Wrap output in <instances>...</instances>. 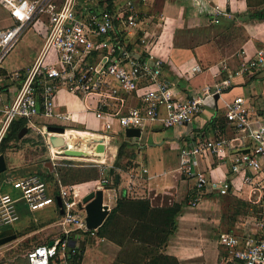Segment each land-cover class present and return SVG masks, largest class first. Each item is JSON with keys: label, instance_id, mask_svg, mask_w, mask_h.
Wrapping results in <instances>:
<instances>
[{"label": "crops", "instance_id": "0c3cea01", "mask_svg": "<svg viewBox=\"0 0 264 264\" xmlns=\"http://www.w3.org/2000/svg\"><path fill=\"white\" fill-rule=\"evenodd\" d=\"M132 1L144 16L142 18L145 23H141L140 29H144L145 33L151 36L153 51L164 60L166 77L174 84V90L180 100L190 99L206 86L215 89L216 85L227 79L229 72L236 70L245 59L252 57L257 50H264V19L250 18L251 13L264 12V0ZM127 2L128 0L87 2L80 0L82 6L89 5L99 11L105 10L108 6H113V11H117ZM216 7L229 13L230 17H223L219 23H214ZM46 20L45 16L43 21L31 27L39 36L37 45L27 48L28 51L23 58L18 60L13 56L9 57L14 53V49L0 68V102L3 105L15 99L24 72L38 58L47 33ZM13 23L9 7L0 2V29L10 28ZM24 36L19 43L26 38ZM122 37L120 39L124 47L139 51L140 42L136 41V34ZM15 73H20V78H14ZM146 89L145 84H140L135 93L128 95L123 112L129 107L136 106ZM238 97L245 100L251 120L255 123H264V68L253 75L234 78L231 87L222 95L217 99L215 97L208 99L202 113L192 123L169 129L164 128L159 122L147 124L142 130L139 142H135L134 138H127L126 130L123 132L116 126L117 133H111L112 139L107 137L102 140L103 144L99 145L104 147V151L98 152L97 144L88 145L95 143V139H100L98 135L102 136L105 133L102 131L103 122L86 110L87 105H94L93 101L89 99L84 102L69 93L60 92L57 96L58 110L77 113L80 116L79 125L68 122L71 128H75L67 129L70 138L74 140L72 144H75L76 138L82 137L83 140L80 139L82 148L94 154L82 153L81 157H78L82 159L78 161L79 163L67 159L60 161L89 165L85 161L98 159L110 165L112 170L120 146L124 144V153L119 161L120 168L117 169L119 186L114 187L113 180L116 175L114 178L109 177L107 173L110 170L101 173L98 168L100 174L98 180L77 185L81 198L96 190L97 181L99 183L104 177H108L111 184L105 187L113 188L105 191V201L109 205H112L115 197L120 195L130 199L148 200L152 208H168L187 201L188 204L184 206L182 214L177 219L176 231L165 254L175 258L179 264H218L223 248L219 242L220 233L236 235L241 241L248 237H258L256 221L264 213V177L255 178L257 181L255 180L254 185H245L239 177L231 173L230 161L223 164L214 155L202 154L194 164L206 173L208 180H229L232 187L224 196L208 187L195 206H191L199 193L196 191L195 180L186 179L182 175L181 150L190 149L200 137L205 139L217 136L234 137L236 132L228 122L226 113L228 104ZM40 120L41 118L37 119ZM64 139L66 144L70 142L69 139L65 137ZM11 162L14 163L12 158ZM52 164L54 171L56 163ZM11 168L16 167L11 165ZM252 174L249 172V175ZM23 177L27 175L26 170L22 168L8 173L0 185V191L20 199L21 192L13 188V181ZM48 194L51 195L49 191ZM17 204L20 212L18 228L15 230L11 226L0 231L13 229L17 239L0 246V264H29L27 256L35 248L49 246L51 242L55 243L64 238L69 239L71 248L77 249L78 264H84L89 256H92L91 264L132 261V257L128 256V252L123 251L120 245L112 240L100 238L96 233L71 231L67 235L66 227L61 225L63 218L51 225L34 229L39 221L49 220L57 209L60 210L57 202L49 206L52 217L46 219L42 211L44 209L32 212L21 200ZM238 210L244 213L231 220L232 214ZM141 257L139 254L138 260ZM72 260L74 259L68 260L66 264H73ZM61 262L58 260L57 264Z\"/></svg>", "mask_w": 264, "mask_h": 264}, {"label": "built area", "instance_id": "2783aa9c", "mask_svg": "<svg viewBox=\"0 0 264 264\" xmlns=\"http://www.w3.org/2000/svg\"><path fill=\"white\" fill-rule=\"evenodd\" d=\"M0 2L9 7L14 21L10 28L0 30V68L23 35L37 21L47 17V33L38 58L25 71L15 99L6 105L0 102V142L14 120L25 118L29 126L44 137L54 163L67 157L54 145L52 138L64 137L49 132L48 127L75 130L68 122L76 126L80 123L77 113L58 110L57 96L60 92L69 93L84 102L93 101V106L86 104V110L103 122L102 131L105 133L98 138L104 140L107 137L112 139L111 133H117L116 126L124 132L128 128L142 131L147 124L154 122L161 123L166 129L190 124L202 113L208 99L222 95L231 87L234 78L253 75L264 68V50H257L236 70L230 71L228 78L217 84L215 89L206 86L190 99L180 100L174 84L166 77L164 60L153 51V41L148 33L144 32L140 38L139 51L122 45L119 37L137 34L141 23H145L143 14L132 0L117 11H99L89 5L82 6L80 0ZM223 17H230V14L216 7L214 23H219ZM20 76V73L14 74L16 79ZM140 84H145L147 89L141 94L139 103L123 112L127 96L135 93ZM40 118L49 122L40 126L37 121ZM226 118L235 129L234 137H200L190 149L181 150L182 175L195 180L199 193L191 206H195L208 187L222 196L227 195L232 187L229 180H208L206 173L194 164L202 154L214 155L223 164L230 161L231 173L245 185H254L255 178L264 177V123L251 120L242 97L228 104ZM85 163L99 168L101 173L112 168L98 159ZM110 184V179L105 177L99 183L97 181L96 190ZM13 188L21 192L20 199L0 191V231L19 222L18 201L21 200L32 212L56 203L55 198L48 194L45 181L37 175L13 181ZM59 197L64 209L61 225L66 227V234L87 232L85 213L79 208L82 198L78 186H61ZM113 204H108L110 210ZM256 227L258 237H248L244 241L236 235L220 233L219 242L227 254L218 264H264V213L257 218ZM78 254L76 248L70 247L69 239L64 238L52 246L35 248L28 254V263L57 264L60 260V264H66Z\"/></svg>", "mask_w": 264, "mask_h": 264}, {"label": "trees", "instance_id": "16d2710c", "mask_svg": "<svg viewBox=\"0 0 264 264\" xmlns=\"http://www.w3.org/2000/svg\"><path fill=\"white\" fill-rule=\"evenodd\" d=\"M83 1L87 2L88 0ZM106 9L108 11L114 10L113 6H108ZM250 18L252 20H262L264 19V12L251 13ZM136 32L137 40H140L145 34V30L140 28ZM119 38L122 39L123 37ZM92 61L94 62L95 58ZM24 128L28 129L27 133L22 138H19V134ZM24 146L32 148L36 156L39 153L44 155L47 152L44 138L41 136L37 138L33 129L29 126L28 121L25 118H18L12 122L0 142V155L5 156L8 165L7 170L0 174V185L8 173L17 170L16 168H11V153L20 149L22 150ZM124 147V144L120 146L115 167L107 173L109 177L114 178L117 175V169L120 168L119 161L124 153ZM37 163L39 164H36V166L42 165L44 160L42 162L38 161ZM54 168L53 172L47 168L39 174L45 181L49 193L54 198L60 195L61 186L79 185L96 181L100 178L98 168L92 165H80L72 161H60L56 163ZM28 174L31 173L28 171L26 175ZM113 182L114 187L117 188L119 183L116 182L115 178ZM186 204H188L187 201L183 204H175L168 208H152L148 200L130 199L120 195L103 226L97 232L87 231L86 233H96L98 237L112 240L120 245L123 251L128 252V256L132 257V261H122V264H179L175 258L167 256L165 250L176 231L177 219L182 214ZM240 213L244 212L240 210L236 211L232 214L231 220L236 219V216ZM62 218L63 215L57 209L55 216L53 215L49 220L41 221L38 225H35L34 229L51 225ZM118 235L120 238H118ZM139 254L142 255L140 260H138ZM226 254L227 252L222 248L221 258H225ZM78 261L79 256L71 262L78 264Z\"/></svg>", "mask_w": 264, "mask_h": 264}, {"label": "water", "instance_id": "95a60500", "mask_svg": "<svg viewBox=\"0 0 264 264\" xmlns=\"http://www.w3.org/2000/svg\"><path fill=\"white\" fill-rule=\"evenodd\" d=\"M217 99L218 96H215ZM27 128H24L20 134L19 138H22L27 133ZM48 131L51 133H56L60 135L66 134V129L64 127H56L50 126L48 127ZM125 136L127 138H134L135 142H139L141 140L142 131L139 128H128L125 131ZM103 139H95V143L92 145L94 146L96 142H102ZM52 142L57 147H64L66 143L64 139L61 137H53ZM98 152H103L104 147L102 145L98 146ZM66 157H81L80 152H66L63 153ZM50 171H53V164L47 163L45 164ZM7 170V163L4 155H0V174L4 173ZM116 182L119 183V175L115 177ZM112 187H104V189H97L91 191L89 194L85 195L79 204V208L84 211L85 213V223L86 228L88 231H97L103 224L107 221L111 210L109 209V205L105 201V191L112 190ZM56 202L58 207L60 208V213L64 214L63 203L62 199L58 196L56 198ZM17 236L14 234L13 229H7L5 231L0 232V246L15 241ZM54 243L51 242L49 246H52Z\"/></svg>", "mask_w": 264, "mask_h": 264}, {"label": "rangeland", "instance_id": "374dc122", "mask_svg": "<svg viewBox=\"0 0 264 264\" xmlns=\"http://www.w3.org/2000/svg\"><path fill=\"white\" fill-rule=\"evenodd\" d=\"M40 21H37L36 23H38ZM35 23V24H36ZM34 24V25H35ZM33 25V26H34ZM1 30V29H0ZM26 37L25 39L22 40V42H20L16 48H14V53L9 55V57L13 56L15 59L17 58V60L19 58H23V56L25 55L26 51H28L27 48H31V47H34L37 45L38 41H39V36H37L34 32L33 29H29L25 34H24ZM34 35V36H33ZM28 37V39H27ZM136 38V41H139L137 40V37ZM31 46V47H30ZM53 53H51V56H52ZM25 74V72H24ZM49 122V120L47 119H41L40 121H38V124L40 126H43L45 124H47ZM0 128H1V125H0ZM33 129V128H32ZM33 132L35 134V136L38 138L39 136L43 137L40 133L36 132L34 129H33ZM78 136V135H77ZM44 138V137H43ZM45 140V139H44ZM39 141V140H37ZM47 148V147H46ZM98 151V150H96ZM66 157V156H65ZM11 158L13 159V162H11ZM74 159L75 157H67V159ZM48 159H50L48 161ZM44 160V163L42 165H37L36 164H39L37 163L38 161L42 162ZM74 162H78L76 160H73ZM53 163L51 158H50V151L49 149L47 148V152L42 155V154H38L37 156L33 153V150L32 148H30L29 146H24L22 148V150H18L16 152H13L11 153L10 155V164L12 165V167H16L17 168H22V169H25L26 172H30L31 174H28V175H37L39 176L40 172H43L45 171L48 167L45 165L47 163ZM16 163V164H15ZM79 163V162H78ZM15 164V165H14ZM37 171V172H35ZM27 175V177H29ZM40 177V176H39ZM23 178H26V177H23ZM41 178V177H40ZM105 178V177H104ZM108 178V177H107ZM22 179V178H20ZM45 214V219L46 218H50L52 217V212H51V208H46L44 210H42ZM54 216H55V213H54ZM41 219V218H40ZM40 222V221H39ZM38 222V223H39ZM18 223V222H17ZM14 224L12 225L14 227V229L16 230L18 228V225ZM92 256H89L86 260V262L84 264H91L92 261L90 260Z\"/></svg>", "mask_w": 264, "mask_h": 264}, {"label": "bare ground", "instance_id": "6f19581e", "mask_svg": "<svg viewBox=\"0 0 264 264\" xmlns=\"http://www.w3.org/2000/svg\"><path fill=\"white\" fill-rule=\"evenodd\" d=\"M64 137L66 138V139H69L70 138V133H69V131H67L66 132V134L64 135ZM81 140H83L82 139V137H79ZM80 139H78V138H76V142H75V144H72L73 142H74V140L72 139V138H70L69 140H70V142H68V144H66V146L65 147H63V149L61 150V153L63 152V153H66V152H80L81 154L82 153H88L89 155H94V154H92V153H90L89 151H87V150H84L83 148H82V146H81V143H82V141L80 140ZM65 141V140H64ZM65 143H66V141H65ZM94 143H92V144H88V145H90V146H92ZM96 149H98V145H97V148ZM96 149H94V151L96 150Z\"/></svg>", "mask_w": 264, "mask_h": 264}]
</instances>
